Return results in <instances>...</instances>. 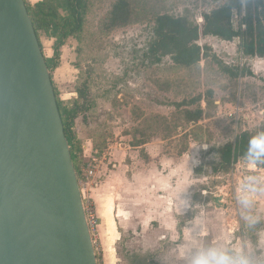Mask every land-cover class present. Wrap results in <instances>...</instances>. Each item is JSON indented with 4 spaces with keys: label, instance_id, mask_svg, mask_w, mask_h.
Segmentation results:
<instances>
[{
    "label": "rangeland",
    "instance_id": "1",
    "mask_svg": "<svg viewBox=\"0 0 264 264\" xmlns=\"http://www.w3.org/2000/svg\"><path fill=\"white\" fill-rule=\"evenodd\" d=\"M88 1L82 42L71 39L63 51V63L53 71L52 78L59 99L66 104L78 96L77 88L86 81V97L92 103L85 116L82 114L77 119L74 130L82 145L78 180L93 210L89 192L117 171L115 165L120 163L119 158L127 156V175L136 169L135 166L141 167L135 161L144 158L145 153L143 149L133 147V140L141 135L139 132L134 135L136 128L156 130L149 139L152 152L171 161V158H184V162L197 158L198 165L202 150L233 139L240 130L254 128L245 122L247 115L260 117L263 114L264 117V58H243L239 38L232 41L214 36L201 38L199 43L210 46V51L198 65L191 67L175 65L169 57L151 65L143 55L155 15L185 16L190 23L200 24L202 12L226 0H129L130 21L109 33L101 30L100 22L115 0ZM243 14V6L234 11L235 26L240 25ZM40 37L46 52L50 43L44 35L40 34ZM217 60L227 66L249 69L251 75L239 74L233 78L220 69ZM208 90L213 91V104L209 107ZM193 96H201L200 105L207 110L208 116L193 124L179 125V113L169 104ZM169 130L171 136H168ZM104 142L107 143L103 152L106 160L93 182L86 181L83 165L93 144ZM120 174L116 193L123 187L124 173ZM191 177L193 183L186 197L189 201L195 192L201 198L190 207L189 210H196V215L185 222L181 237L166 219L163 227L159 226V221L146 226L133 221L125 224L122 219L116 220L114 226L96 217V228L91 234L98 264H139L133 254L145 249L151 250L150 264H187L189 256L201 243L221 240L231 241L235 246L243 244L264 255V194L257 197L251 209L262 217L261 223L250 228L245 220L249 209L237 199L241 177L238 172L234 171L233 177L227 176V172L217 176L195 177L193 174ZM165 186L167 188L169 183ZM216 194L224 196L226 208L215 206L213 198ZM134 205L139 206L138 209L142 207L140 203ZM176 221L178 223V219ZM251 232L256 237L255 243L248 239Z\"/></svg>",
    "mask_w": 264,
    "mask_h": 264
},
{
    "label": "water",
    "instance_id": "2",
    "mask_svg": "<svg viewBox=\"0 0 264 264\" xmlns=\"http://www.w3.org/2000/svg\"><path fill=\"white\" fill-rule=\"evenodd\" d=\"M213 201L226 208L222 194ZM0 264H97L50 70L24 0H0Z\"/></svg>",
    "mask_w": 264,
    "mask_h": 264
},
{
    "label": "trees",
    "instance_id": "3",
    "mask_svg": "<svg viewBox=\"0 0 264 264\" xmlns=\"http://www.w3.org/2000/svg\"><path fill=\"white\" fill-rule=\"evenodd\" d=\"M24 2L41 50L40 34L53 39L52 56H44L51 76V72L59 64L61 47L66 43L67 39L71 37L78 42H82L87 23L89 1L37 0L29 3L27 0H24ZM242 6L244 14L241 17L240 25L235 26L233 22L234 11L240 9ZM131 17L132 9L130 1L115 0L111 4L107 14L101 19V30L104 33H109L116 28L123 27L128 24ZM200 18V24H192L185 16H174L168 13L155 15L151 35L146 41L143 52L147 62L151 65L159 64L165 57H169L175 65L181 67L198 65L200 60L206 57L210 51V46L199 43V40L205 36H214L224 41H232L234 38H239L243 58H264V0H226L225 3L209 11L202 12ZM77 51H79V47ZM217 63L221 70L233 78H236L239 74L241 76L251 75L249 69H240L239 66H227L219 60H217ZM75 66H77L76 63ZM52 85L58 111L62 119L64 134L68 141L71 158L78 176L81 170L82 145L77 139L74 126L82 114L85 116V112L90 109L92 102H89L90 100L86 97V81L82 82L81 87L77 88L76 92L78 96L72 98L69 104L63 103L59 99L53 81ZM207 96V107H209L213 104V91L208 90ZM201 100V96H193L181 101L170 102L169 105L174 106L179 113V118L177 117L180 122L179 125L193 124L208 116L207 110L200 105ZM163 122L167 124L165 118H163ZM155 131H145L144 129L139 130V128H136L133 131L134 135L138 132L141 135L140 138H135L133 135L136 139L133 140V145L138 147L143 146L157 133ZM169 131L168 136H171L172 132L171 130ZM261 131H264V117L253 129L240 130L235 134L233 139L225 140L222 143L202 150L200 162L193 169L194 176H217L218 174L228 172L231 165L236 161L248 163L245 153L249 139ZM93 149L98 154H101L107 149V143L93 144ZM207 156L211 157V159L205 160L204 158ZM144 157L148 158L146 154H144ZM199 197L201 198L199 193L194 192L192 194L189 200L190 207L195 204ZM195 211V209L188 210L185 214L178 216L176 229L179 237L182 235V227L185 222L196 215ZM248 239L250 242L255 243L256 237L253 236V232L248 236ZM133 255V259H136L139 264L151 263V254L149 252L135 253Z\"/></svg>",
    "mask_w": 264,
    "mask_h": 264
},
{
    "label": "crops",
    "instance_id": "4",
    "mask_svg": "<svg viewBox=\"0 0 264 264\" xmlns=\"http://www.w3.org/2000/svg\"><path fill=\"white\" fill-rule=\"evenodd\" d=\"M44 37L46 36L44 35ZM39 38L41 41V37ZM46 39H48L47 42L50 44L46 52L43 51V54L45 57H51L53 39L48 37ZM71 39L73 38H68L61 47L58 66L63 63V51ZM133 147L138 148V146ZM139 148H142L148 157L139 158V160L135 161L137 162L136 165H141L139 169H137L138 166H135L136 169L127 175V167L129 166L125 162L127 156L121 157L119 158L120 163L115 165L117 171H113L93 191L91 188L89 195L94 205L96 217L103 222L107 220L109 223H113L114 226L116 220L122 219V223L125 224L133 221V223L139 222L146 226L150 225L152 221H159V226L163 227L166 224V219L170 221L169 225L177 228L176 220L178 216L185 214L190 209L186 193L193 183L191 176H193V169L197 165V158H189V160H186L187 162H184V158H171V161L169 158H164V155L152 152L151 142H147L143 146H139ZM123 150L126 153L127 148ZM120 172L125 174H123V187L116 193L118 180L121 178ZM167 183H169V186L166 188L165 185ZM159 185L164 186V188L162 187V189ZM115 195L120 199L116 200ZM137 203L142 205L140 209H138L139 206L134 205ZM139 210L142 215L138 212ZM147 251L151 252V250L145 249L143 252L137 253Z\"/></svg>",
    "mask_w": 264,
    "mask_h": 264
},
{
    "label": "clouds",
    "instance_id": "5",
    "mask_svg": "<svg viewBox=\"0 0 264 264\" xmlns=\"http://www.w3.org/2000/svg\"><path fill=\"white\" fill-rule=\"evenodd\" d=\"M246 160L254 166L264 165V131L250 137ZM264 194V177L249 175L243 178L237 192V199L249 213L245 220L249 227H254L262 217L252 212L257 197ZM187 264H264V255L243 244L235 246L231 241H217L210 244L201 243L191 253Z\"/></svg>",
    "mask_w": 264,
    "mask_h": 264
},
{
    "label": "built area",
    "instance_id": "6",
    "mask_svg": "<svg viewBox=\"0 0 264 264\" xmlns=\"http://www.w3.org/2000/svg\"><path fill=\"white\" fill-rule=\"evenodd\" d=\"M262 115L263 114H261L260 117L258 115L256 116L255 114L252 116L247 115L245 117V122L248 124L249 127H255L261 122L263 118ZM105 160H106V156L104 155V153L98 154L96 150L91 149L89 157L87 158V161L85 162V164L83 165L84 167L82 168L86 181L93 182L94 178L97 175L98 169L104 163ZM234 171L238 172L241 175L240 182H239L240 185H241V181L246 176L258 175V176L264 177V165L254 166V165H251L249 162L243 163L240 161H236L235 163L231 165L230 171L227 172V176L233 177ZM218 177H221V176H218ZM80 183L81 182L79 181V186H80ZM80 191L82 195L83 207H84V211L86 214L87 223L90 228V232H92L96 228V214L92 208V204L89 201V199L84 197V187L82 188V186H80Z\"/></svg>",
    "mask_w": 264,
    "mask_h": 264
}]
</instances>
